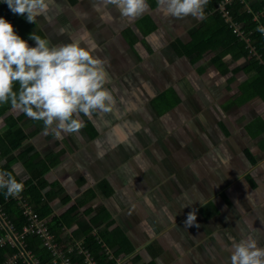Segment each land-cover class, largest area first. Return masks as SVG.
<instances>
[{
  "label": "crops",
  "instance_id": "1",
  "mask_svg": "<svg viewBox=\"0 0 264 264\" xmlns=\"http://www.w3.org/2000/svg\"><path fill=\"white\" fill-rule=\"evenodd\" d=\"M224 1L209 0L200 20L166 17L157 0L131 20L109 5L106 23L94 10L99 0H56L32 24L0 0V17L29 46L33 32L53 45L80 40L106 61L115 104L91 120L81 114L78 133L58 138L10 103L0 114V132L18 124L24 140L17 150L0 142V161L25 180L27 160L51 164L48 218L61 217L59 244L76 246L89 264H231L233 240L251 235L264 247V99L247 85L259 56L229 9L249 11L261 0H227L226 15ZM216 11L253 59L231 49L211 20ZM89 235L101 261L83 245Z\"/></svg>",
  "mask_w": 264,
  "mask_h": 264
},
{
  "label": "clouds",
  "instance_id": "2",
  "mask_svg": "<svg viewBox=\"0 0 264 264\" xmlns=\"http://www.w3.org/2000/svg\"><path fill=\"white\" fill-rule=\"evenodd\" d=\"M209 0H157L166 17L196 20L204 18V8ZM13 14L25 16L28 23H37V17L56 7V0H4ZM113 6L121 17L135 19L149 10L147 0H99L94 10L101 12L105 22H111L107 11ZM264 32V28L258 29ZM65 30L60 29L63 33ZM29 46L15 31L14 26L0 17V104L10 103L13 110L27 117L43 121L58 138L61 133H78L85 127L81 114L93 118L94 113L112 111L115 104L113 92L106 87L110 77L106 61L93 54L94 49L82 46L80 40L53 45L34 32ZM19 90H14L15 85ZM54 126V127H53ZM24 185L12 172L0 171V189L7 196H18ZM196 215L189 213L186 221L191 226ZM199 226V225H197ZM231 264H264V247L251 235L233 240Z\"/></svg>",
  "mask_w": 264,
  "mask_h": 264
},
{
  "label": "trees",
  "instance_id": "3",
  "mask_svg": "<svg viewBox=\"0 0 264 264\" xmlns=\"http://www.w3.org/2000/svg\"><path fill=\"white\" fill-rule=\"evenodd\" d=\"M236 1H233V3ZM214 4V3H212ZM264 0H261L259 3L256 2L251 5L250 10L244 11V7L242 4L234 6L233 10L230 9V13L234 15L235 20L238 24L243 23V27L249 29L250 32V44L253 46L255 55L258 54V58H254L252 62V66L256 68V74L253 77V80H248V87L252 89V94L260 95L264 99V32L259 31L258 29L264 28ZM243 10L241 13L240 11ZM262 11V12H261ZM258 13L257 20L255 19L254 14ZM211 20L220 24V30H222V36L229 37L231 42L234 44L231 46V49H235L236 45L239 47L241 53L244 56H248L250 53V58L253 59V55L251 57V51L246 48L245 44L242 41H239L238 38L231 30L228 28V33H225L226 30L223 26L222 18L219 13L216 11L214 15H212ZM216 19V21H215ZM244 30V29H243ZM248 30V31H249ZM246 31V30H245ZM246 31V32H248ZM251 59V60H252ZM2 106H7L6 104H0V114L8 108H1ZM11 125V124H10ZM21 127L18 124L11 126L4 134L0 132V142L6 141V143L10 146L9 149L17 150L19 149L24 140L20 138ZM1 156H4L1 155ZM2 158V157H1ZM30 172L31 177L28 179H21V177L15 175L11 166L8 163H3L0 161V171H8L12 172L16 179L24 181L26 183L25 196L27 200H30L34 209L38 212L40 217L46 219V223L49 225V228L55 234V238L58 243L62 242L61 238V227H62V219L60 216H53L48 218L53 210L52 205L50 203L51 193H44L43 185L45 182V174L51 168V164L44 165L39 167L35 165L32 160L26 161ZM6 195V189H0V204L3 207V210L9 215V218L12 220L14 224V228L17 232L22 233L26 232V226L30 224L31 220L28 215L25 213L23 206L19 203V200ZM8 235L7 229L4 225L0 224V238ZM23 240L25 241V246L27 250L31 252V255L39 260L43 264H61L55 263L52 260L53 254L52 250L44 244L43 238L38 234H34L32 232H26L23 236ZM83 245L95 256L96 259L101 261L102 252H100L101 245L95 235H89L85 240H83ZM66 256L69 257L72 264H89L87 255L85 252L79 251V249L75 246L73 248H65ZM20 253L19 246L14 244L12 241H8L7 243L0 246V264H7L9 259L15 254ZM104 258V257H103ZM114 260L107 261V264H114ZM12 264H29L23 257L18 258ZM64 264V263H62Z\"/></svg>",
  "mask_w": 264,
  "mask_h": 264
},
{
  "label": "built area",
  "instance_id": "4",
  "mask_svg": "<svg viewBox=\"0 0 264 264\" xmlns=\"http://www.w3.org/2000/svg\"><path fill=\"white\" fill-rule=\"evenodd\" d=\"M226 2L227 0L222 2L219 5L220 11L225 15H226V12L224 10V4ZM234 32H236L239 36H242V37H244V35L247 36V34L244 31H239L236 27H234ZM250 50H254V49L250 48ZM16 180L18 182L23 183L24 185L23 191L18 196H10L8 199H11V197H14L15 199L19 200V203L23 206L25 213L28 215L29 219L31 220L30 224L26 226L25 231L38 234L39 236L43 238L44 244L47 245L52 250L53 262L61 263V264L62 263L72 264L69 257L66 256L65 250L56 240L55 234L49 228V225L46 223V219L43 217H40L38 212L34 209L31 201L26 199V196H25L26 183L18 179ZM0 224L4 225V227L8 231V235L0 238V246L7 243L8 241H12L14 244H17L20 249V253L12 256L7 262V264H12L20 257H23L29 264H32V262L30 261V258L33 260L35 264H43L39 260L34 258L31 255V252L27 250L25 246V241L23 240V236L26 232L19 233L16 231L12 220L9 218V215L6 213V211L3 210V207L1 204H0ZM6 225H8L9 227H7ZM21 246L24 247L25 250L22 249ZM28 255L30 258L28 257ZM118 264H124V263L119 262Z\"/></svg>",
  "mask_w": 264,
  "mask_h": 264
},
{
  "label": "water",
  "instance_id": "5",
  "mask_svg": "<svg viewBox=\"0 0 264 264\" xmlns=\"http://www.w3.org/2000/svg\"><path fill=\"white\" fill-rule=\"evenodd\" d=\"M6 226L9 227L8 225H6ZM21 248L25 250L24 247L21 246ZM28 257H29V255H28ZM29 258H30V257H29ZM30 261L32 262V264H35L31 258H30Z\"/></svg>",
  "mask_w": 264,
  "mask_h": 264
}]
</instances>
